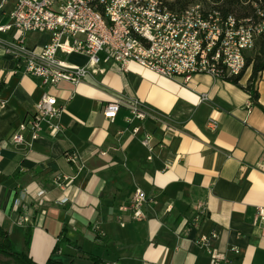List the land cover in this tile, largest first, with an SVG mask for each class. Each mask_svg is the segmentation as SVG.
Segmentation results:
<instances>
[{
  "label": "crops",
  "instance_id": "1",
  "mask_svg": "<svg viewBox=\"0 0 264 264\" xmlns=\"http://www.w3.org/2000/svg\"><path fill=\"white\" fill-rule=\"evenodd\" d=\"M14 2L0 0V25L10 23ZM12 37L11 30L0 32L1 39ZM47 40L46 33L27 35L31 47ZM59 56L89 65L84 54ZM12 69L0 49V228L15 251L37 264L49 257L72 264H209L195 241L215 231L219 264H264V220L257 216L264 208V71L256 105L227 80L199 73L184 83L135 62L126 71L100 63L79 84L60 81L53 88ZM45 90L64 105L63 130L52 137L43 126L33 142L25 131L14 144L11 133ZM115 99L120 106L107 119L104 107ZM133 100L151 116L127 121ZM147 133L150 152L141 144ZM69 153L77 162L67 160ZM56 175L71 181L56 186ZM137 187L152 198L141 220L128 208ZM21 216L29 219L22 226L15 223ZM61 233L74 247L53 254Z\"/></svg>",
  "mask_w": 264,
  "mask_h": 264
},
{
  "label": "built area",
  "instance_id": "2",
  "mask_svg": "<svg viewBox=\"0 0 264 264\" xmlns=\"http://www.w3.org/2000/svg\"><path fill=\"white\" fill-rule=\"evenodd\" d=\"M170 1L15 0L10 23L0 25V32L11 30L13 37L10 40L0 38V49L12 62L13 73L22 71L38 77L48 88L60 81L75 86L90 72H98L100 63L107 62L117 63L122 71L127 70L130 62H135L184 83L199 73L223 80L239 75L245 65V53L253 49L255 39L264 33V19L222 16L200 2L191 3L182 10H172L167 5ZM257 14L264 15L260 11ZM30 33H46L48 40L39 48L31 47L27 44ZM71 53L86 55L89 65H73L59 56ZM119 106V99L109 101L103 110L104 117L112 119ZM129 110V122L151 116L137 100L131 102ZM63 111L64 105L58 103L57 95L45 90L34 104L33 114L18 124L10 140L20 144L23 132L28 131L33 142L40 136L43 126L55 137L64 128L60 122ZM164 126L171 129L169 125ZM208 127L215 130L217 122L210 119ZM150 138L147 133L141 140L149 152L152 151ZM99 155L105 157L106 151H99ZM66 158L70 162L78 160L75 153H69ZM69 181L71 178L66 176L53 178L59 187ZM24 197L25 193H20L13 205L19 206ZM151 201L152 198L137 187L128 207L131 218L143 219L144 207ZM257 216L264 220V208H258ZM28 220L27 216H21L15 223L22 226ZM216 238V232L211 231L195 241L206 250L209 264H219L221 260L212 244Z\"/></svg>",
  "mask_w": 264,
  "mask_h": 264
},
{
  "label": "trees",
  "instance_id": "3",
  "mask_svg": "<svg viewBox=\"0 0 264 264\" xmlns=\"http://www.w3.org/2000/svg\"><path fill=\"white\" fill-rule=\"evenodd\" d=\"M200 2L212 9L219 11L222 16L232 15L236 19L252 18L253 20L264 19V15L258 16L257 12L264 13V0H172L167 5L172 10H182L191 3ZM249 69L250 74L246 84L242 86L239 81L244 72ZM264 71V33L255 39V45L252 50L245 53V65L241 73L237 76H231L225 80L237 85L247 92L253 103H258V91L256 89V81L260 73ZM30 241V233L28 230L25 243L28 245ZM68 246L74 247V243L68 240L62 233L56 241L52 251L55 254L62 251ZM0 256L3 258L0 264H37L26 252H17L14 250L12 243L5 231L0 228ZM45 264H72V262H64L49 257Z\"/></svg>",
  "mask_w": 264,
  "mask_h": 264
},
{
  "label": "rangeland",
  "instance_id": "4",
  "mask_svg": "<svg viewBox=\"0 0 264 264\" xmlns=\"http://www.w3.org/2000/svg\"><path fill=\"white\" fill-rule=\"evenodd\" d=\"M205 6H206V5H205ZM99 55L102 56V54H99ZM246 71H247V70H246ZM246 71H245V72H246ZM245 72H244V73H245ZM2 259H3V258L0 256V261H1Z\"/></svg>",
  "mask_w": 264,
  "mask_h": 264
}]
</instances>
